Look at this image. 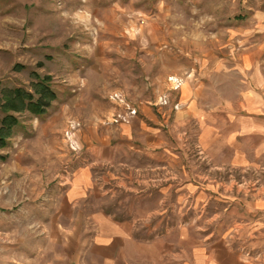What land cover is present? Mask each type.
<instances>
[{
  "label": "rangeland",
  "instance_id": "rangeland-1",
  "mask_svg": "<svg viewBox=\"0 0 264 264\" xmlns=\"http://www.w3.org/2000/svg\"><path fill=\"white\" fill-rule=\"evenodd\" d=\"M45 78L43 115L5 111ZM256 80L264 0H0V119L18 120L0 147V264L33 238L36 264H65V238L102 215L184 238L183 264H264V155L205 152L186 103L239 109Z\"/></svg>",
  "mask_w": 264,
  "mask_h": 264
},
{
  "label": "crops",
  "instance_id": "crops-1",
  "mask_svg": "<svg viewBox=\"0 0 264 264\" xmlns=\"http://www.w3.org/2000/svg\"><path fill=\"white\" fill-rule=\"evenodd\" d=\"M255 82L243 94L239 109L224 107L222 100L203 108L194 101L195 96L193 100L187 99L188 112L198 119L200 144L205 152L223 146L229 154L228 163L233 164L247 162L248 155H264V90L257 80ZM144 129L149 132H145L140 141L144 149L149 150L158 136L148 126ZM94 220L91 238H65V264H140L142 260L151 264L184 263V238H136L126 223L105 215L96 216ZM33 241L26 247L23 244L24 254L17 257L9 254L3 264H36V238ZM25 249L32 252L26 253ZM54 263L57 264H48Z\"/></svg>",
  "mask_w": 264,
  "mask_h": 264
},
{
  "label": "trees",
  "instance_id": "trees-1",
  "mask_svg": "<svg viewBox=\"0 0 264 264\" xmlns=\"http://www.w3.org/2000/svg\"><path fill=\"white\" fill-rule=\"evenodd\" d=\"M48 78L42 79L36 84L35 93L38 99H34L33 95L22 89H12L7 93L6 103L3 107L6 112H23L29 111L34 115H43L51 102L56 99L55 92L48 84ZM0 147L7 145V139L12 136L13 129L18 125V120L13 114H6L0 119Z\"/></svg>",
  "mask_w": 264,
  "mask_h": 264
},
{
  "label": "built area",
  "instance_id": "built-area-1",
  "mask_svg": "<svg viewBox=\"0 0 264 264\" xmlns=\"http://www.w3.org/2000/svg\"><path fill=\"white\" fill-rule=\"evenodd\" d=\"M135 113H136L135 110H132V113L131 114H134L135 115Z\"/></svg>",
  "mask_w": 264,
  "mask_h": 264
}]
</instances>
